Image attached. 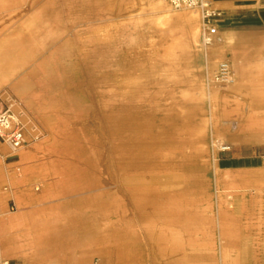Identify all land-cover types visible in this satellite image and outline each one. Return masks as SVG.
<instances>
[{
    "label": "rangeland",
    "instance_id": "374dc122",
    "mask_svg": "<svg viewBox=\"0 0 264 264\" xmlns=\"http://www.w3.org/2000/svg\"><path fill=\"white\" fill-rule=\"evenodd\" d=\"M161 1L174 19L166 24L149 0H52L39 21L11 24L22 39L0 34V113L10 108L26 136L17 150L0 139V236L12 264H160L156 249L173 216L214 219L222 193H264V25L217 21L218 34L205 45L201 10ZM185 11L197 14L200 30L186 49L175 45V18ZM222 61L231 65V85L214 80ZM17 79L29 104L12 89ZM67 136L76 150L69 156ZM139 145L154 152L144 159L123 152ZM65 160L74 184L87 189L63 191ZM140 161L147 179L125 188L122 165ZM26 162L36 165L34 200L9 208ZM140 187L157 197L140 200ZM98 192L107 204L98 214L104 240L91 221L59 231L67 212L82 211ZM173 202L180 204L174 211ZM212 252L207 264H228L219 248Z\"/></svg>",
    "mask_w": 264,
    "mask_h": 264
},
{
    "label": "crops",
    "instance_id": "0c3cea01",
    "mask_svg": "<svg viewBox=\"0 0 264 264\" xmlns=\"http://www.w3.org/2000/svg\"><path fill=\"white\" fill-rule=\"evenodd\" d=\"M210 4L222 12L218 23L233 24H263L264 0H208ZM26 178L17 182L8 202L14 206L29 204L34 200L31 194L30 169L36 165L26 162ZM4 180H0V203H3L1 188ZM233 183V182H231ZM7 190V188H6ZM233 194H224L218 201L217 216L189 214L185 217H172V228L162 235L157 246L160 264H191L211 263L215 249H220V255L230 257L228 264H264V193L240 192L232 190ZM194 203V207H195ZM180 204L173 202L172 209ZM166 236V237H165ZM159 238V236H158ZM168 238V239H167ZM166 239V241H165ZM217 248H215V246ZM6 250V251H5ZM10 251L2 246L0 236V259ZM157 259V261H159Z\"/></svg>",
    "mask_w": 264,
    "mask_h": 264
},
{
    "label": "bare ground",
    "instance_id": "6f19581e",
    "mask_svg": "<svg viewBox=\"0 0 264 264\" xmlns=\"http://www.w3.org/2000/svg\"><path fill=\"white\" fill-rule=\"evenodd\" d=\"M52 0H0V34L9 36L12 34H15L16 37H19L22 39V34L25 33H19L16 32V30L11 29L12 23L21 21L22 23H33L35 21H39L42 19L47 12V8ZM34 3H39L40 7L37 11L32 12H26L28 8L32 7ZM150 9L152 12L155 11H161L162 17L159 18V23L166 24L167 22L171 21L172 15L169 14L168 11L165 10V7L161 0H149ZM174 20V19H173ZM175 21L178 23V25L181 28V35L177 36L175 45L181 46L182 48H191L199 38V25L197 24V14L195 12H181L177 15L175 18ZM173 27L170 26L168 30L170 32H173ZM28 35L33 37L34 33L31 29H27L26 32ZM26 34V36H28ZM1 46V44H0ZM17 46V45H16ZM23 81L20 79H17V81L13 82L11 84L12 89L18 94L19 97H21L27 104L31 102L28 91L26 89V85L22 83ZM6 144V143H4ZM64 149L66 151V154L68 156L70 154H74L75 150V144L74 141H72L69 136L64 141ZM7 145V144H6ZM8 146V145H7ZM9 147V146H8ZM125 154L129 156H133L132 158L136 159H144L147 157L151 152H154L153 149H151L148 145H139L138 147L128 148L125 151H123ZM28 154H24L28 157ZM25 156V157H26ZM143 161H140L139 164H128L124 163L121 167L122 170V176H123V183L126 188V185H130L134 180H145L146 177L143 176V173L149 171V167L142 164ZM65 167H67V170L65 171V177L63 180V191L69 195L70 193H73V190H75L76 185L78 187L82 188L84 187L87 189L88 184H83L81 181L78 182V184H74L72 181V163L69 160H65ZM156 171V170H154ZM3 171L0 167V180L3 179ZM158 176H152L150 179H157ZM100 189V188H99ZM134 189V188H132ZM134 191V190H133ZM158 192L154 191L151 187H140L138 190V197L140 200H149L154 199V197H157ZM4 198V195H3ZM89 200L92 203L96 204V211L93 214V212L89 210ZM83 202L84 209L81 211H71L70 213L67 212L65 217V227L60 228L59 231L68 233V231L72 230L75 227H79L82 224H87L91 221V224H95L96 231H97V241L102 242L104 239L101 236V229H100V223L98 219L99 209H106L107 204L104 199V197L98 192L96 195H90L87 196ZM89 202V203H88ZM86 207V208H85ZM53 214V213H50ZM48 214V215H50ZM95 215L94 219L92 216ZM110 224V222H108ZM46 226H51L50 221H45ZM51 229V228H47ZM115 229L112 228L111 225L108 227V233L114 234ZM88 231V228L86 229ZM111 235L108 234V237L110 238ZM120 258H125V253L122 255H119Z\"/></svg>",
    "mask_w": 264,
    "mask_h": 264
},
{
    "label": "built area",
    "instance_id": "2783aa9c",
    "mask_svg": "<svg viewBox=\"0 0 264 264\" xmlns=\"http://www.w3.org/2000/svg\"><path fill=\"white\" fill-rule=\"evenodd\" d=\"M168 3L174 9L199 8L204 21V44H212L218 34L217 21L222 16L220 10L215 9L208 0H168ZM214 80L220 85H231L234 82L232 68L228 61H222L219 64ZM0 139L15 150L26 143L23 124L10 108L0 113ZM0 264L12 263L7 259H0Z\"/></svg>",
    "mask_w": 264,
    "mask_h": 264
}]
</instances>
